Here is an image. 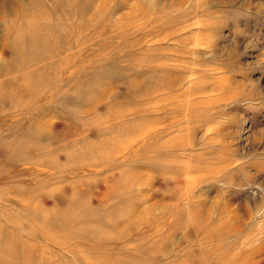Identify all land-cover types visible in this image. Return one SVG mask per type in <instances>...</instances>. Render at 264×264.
<instances>
[{
  "label": "rangeland",
  "instance_id": "obj_1",
  "mask_svg": "<svg viewBox=\"0 0 264 264\" xmlns=\"http://www.w3.org/2000/svg\"><path fill=\"white\" fill-rule=\"evenodd\" d=\"M256 207L264 0H0V264H264Z\"/></svg>",
  "mask_w": 264,
  "mask_h": 264
},
{
  "label": "clouds",
  "instance_id": "obj_2",
  "mask_svg": "<svg viewBox=\"0 0 264 264\" xmlns=\"http://www.w3.org/2000/svg\"><path fill=\"white\" fill-rule=\"evenodd\" d=\"M255 199H261L259 187H256L255 189ZM254 216L257 218L264 217V207H256L254 210Z\"/></svg>",
  "mask_w": 264,
  "mask_h": 264
}]
</instances>
